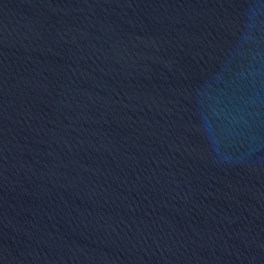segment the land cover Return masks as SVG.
Instances as JSON below:
<instances>
[{
  "label": "water",
  "instance_id": "95a60500",
  "mask_svg": "<svg viewBox=\"0 0 264 264\" xmlns=\"http://www.w3.org/2000/svg\"><path fill=\"white\" fill-rule=\"evenodd\" d=\"M264 200V0H0V264H127Z\"/></svg>",
  "mask_w": 264,
  "mask_h": 264
}]
</instances>
